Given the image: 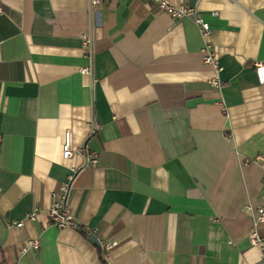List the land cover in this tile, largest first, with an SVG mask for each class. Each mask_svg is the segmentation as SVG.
Masks as SVG:
<instances>
[{
  "label": "crops",
  "instance_id": "obj_1",
  "mask_svg": "<svg viewBox=\"0 0 264 264\" xmlns=\"http://www.w3.org/2000/svg\"><path fill=\"white\" fill-rule=\"evenodd\" d=\"M170 1L210 34L151 0H0V264H264L247 208L264 195V0ZM67 134L98 163L64 159ZM73 168L79 230L49 215Z\"/></svg>",
  "mask_w": 264,
  "mask_h": 264
},
{
  "label": "built area",
  "instance_id": "obj_2",
  "mask_svg": "<svg viewBox=\"0 0 264 264\" xmlns=\"http://www.w3.org/2000/svg\"><path fill=\"white\" fill-rule=\"evenodd\" d=\"M107 0H91L92 6H97L102 4ZM153 4L158 6L161 10L176 19L188 18L192 19L195 24L199 27L201 34L206 38L211 32V25L207 22L199 13L196 6H186V5H175L170 0H151ZM85 48L90 47L93 43V37L89 33H82L81 35ZM203 50V60L207 64H211L215 70V74L210 79L211 84L216 88H221L223 85V80L220 73L223 67L219 63V59L215 52L211 49L210 42L207 41ZM256 73L258 80L261 84H264V63L256 62ZM81 72L84 74H90V67H83ZM100 125L91 123V134L99 129ZM75 153H82L85 156L86 165H96L98 163V154L95 151H91L88 147V143L83 144L80 147L73 148L71 146L70 134H67L66 141L63 144V158L69 159ZM249 160H247L248 162ZM78 169L73 168V174L68 178V181L64 182L60 188L61 195L56 199L49 209L50 220L53 224L59 228H74L81 229L82 227L76 220V217L72 211L71 206L68 204L67 198L69 194L70 187L75 179V174ZM57 195V194H54ZM247 208L252 212L253 220L252 226L248 232V239L252 246L259 247L264 254V237L260 232V224L264 222V195L263 202L259 205H247ZM27 219H36V213L32 212L27 214ZM12 225L17 227H22L24 225V220L15 221ZM229 243H233L230 241ZM115 242H102L101 248L103 250L104 256H107L108 252L113 248ZM41 248L40 238L27 239L22 247V253L29 251H37Z\"/></svg>",
  "mask_w": 264,
  "mask_h": 264
},
{
  "label": "water",
  "instance_id": "obj_3",
  "mask_svg": "<svg viewBox=\"0 0 264 264\" xmlns=\"http://www.w3.org/2000/svg\"><path fill=\"white\" fill-rule=\"evenodd\" d=\"M88 237L90 238V240L97 246H101V242L99 241V239L97 238V236L93 233H87Z\"/></svg>",
  "mask_w": 264,
  "mask_h": 264
}]
</instances>
